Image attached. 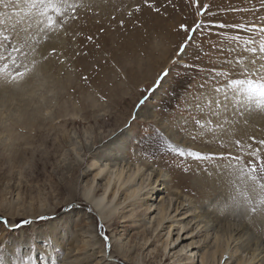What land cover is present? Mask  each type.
Wrapping results in <instances>:
<instances>
[{"label": "rangeland", "instance_id": "374dc122", "mask_svg": "<svg viewBox=\"0 0 264 264\" xmlns=\"http://www.w3.org/2000/svg\"><path fill=\"white\" fill-rule=\"evenodd\" d=\"M69 3L75 19L46 30L31 0H0V52L16 61L0 59V264H264V225L224 177L252 159L249 145L264 153L252 139L264 140V109L244 104L229 87L243 74L228 73L252 58L264 64L248 51L262 38L253 25L264 27V0ZM197 23L194 34L179 29ZM186 35L194 39L181 64L191 67L173 63ZM122 169L105 204L114 183L137 175L103 218L83 194L102 197Z\"/></svg>", "mask_w": 264, "mask_h": 264}, {"label": "snow or ice", "instance_id": "6c2138e0", "mask_svg": "<svg viewBox=\"0 0 264 264\" xmlns=\"http://www.w3.org/2000/svg\"><path fill=\"white\" fill-rule=\"evenodd\" d=\"M145 5L152 6L154 5L149 3V0H144ZM31 6L38 10V13L41 17L46 18L44 23L46 24V30H54L58 23L61 24L63 27L64 17L68 16L70 13L72 14L73 19H75V8L77 7L74 4H70L69 0H31ZM264 7V4L261 5ZM137 11L140 10L139 6H137ZM199 10V8H198ZM159 12V8L156 9ZM211 11V6L208 4L203 5V13L207 14ZM121 26H123V21H121ZM221 27H225V25H221ZM203 28V24L197 23L195 27H190L185 24H181L179 29L184 33H195L196 31ZM253 30L259 32L261 35L260 43L257 47H250L248 51L252 52L253 54L259 52L260 54H264V27H258L253 25ZM5 40H8V37H4ZM91 40V37H88ZM194 39L193 35H186L185 41L180 43L178 46V50L176 53V57L173 60V63L178 66L183 67H191L188 62H184L183 65L181 62L183 61L184 56H186L187 49L191 46L192 41ZM234 40H238L239 37H233ZM255 41L250 39L245 42L246 45H252ZM13 52L19 51L18 48L13 47ZM55 51V49H53ZM0 59L4 61L12 60L13 64H16L15 59L8 53L7 49L3 52H0ZM259 62L256 61L254 58L250 59L248 64L244 67L239 69H233L229 67L228 73H234L236 71H240L243 74V78L237 79H230L229 87L233 88L234 91L237 92V95L242 98V102L249 107L255 106L258 109H264V64H257ZM19 68V65H17ZM170 69L164 70L160 76L157 77V86L162 81L163 78L167 77L170 73ZM15 75H19L21 77L25 76V72L17 71ZM226 75L225 72H217L216 76L221 77ZM201 88H204V85H201ZM214 91L216 93H221L224 91L223 86L215 87ZM227 98V95L225 94ZM143 103V101H141ZM216 103L223 105V101H217ZM197 124L200 123L199 120L196 121ZM255 143L258 145L264 146V140L256 141V138H252ZM237 145L240 146V141H237ZM247 155L250 156L252 159L245 162L239 172V177L241 181L246 185V191L250 194L246 196L245 199L247 201V207H244V211H250L253 214L259 215V220H257L256 216L253 217V223H260L264 225V153L261 152L260 147L252 148L251 145L248 146ZM189 155H194L197 160H204L208 159L209 157L202 155L200 152L189 153ZM222 159L227 160H241L242 156H232L228 155L226 157H221ZM258 201L257 204L254 202ZM227 203V201H225ZM237 207H240L237 205ZM218 214V213H217ZM44 219V217H41ZM101 231L98 235L101 237L102 242L105 245H108L109 237L102 232L103 225H98ZM31 258H26L23 261V264H30Z\"/></svg>", "mask_w": 264, "mask_h": 264}, {"label": "bare ground", "instance_id": "6f19581e", "mask_svg": "<svg viewBox=\"0 0 264 264\" xmlns=\"http://www.w3.org/2000/svg\"><path fill=\"white\" fill-rule=\"evenodd\" d=\"M237 133V132H236ZM235 134V133H234ZM232 138V137H231ZM222 140V139H221ZM247 161V159L245 158L244 159V163ZM114 167V169H115V166H113ZM234 167V166H233ZM108 168V167H107ZM106 168V169H107ZM105 169V170H106ZM110 169V168H109ZM101 170V172H102V170L103 169H100ZM108 171H110V170H108ZM107 171V173L109 174V172ZM120 171V170H119ZM100 172V171H99ZM139 172V171H138ZM101 173H99V174H97V176H99ZM117 174V175H116ZM114 176H115V178L113 179V175L111 176V177H109L110 179H109V181H108V185H107V190H105V192H104V194H103V196L102 197H98V190L97 189H94L93 187H91V188H88V189H86L85 190V192H84V194H83V202H84V205L85 206H89V208H92L96 213H98V215L99 216H101V217H103V216H105V211L108 209V203H110L111 201H108V203H106L105 204V202H106V200H108V197H107V195H108V191L110 190V188H111V185H112V183H113V181H115L116 179H117V182H119V181H121V182H123L124 181V171H123V169L119 172V173H116ZM136 175H137V172H135L134 173V175L133 176H131V177H129V180L128 179H126L125 178V182L123 183V185L122 186H118L117 185V182L116 183H114V185H113V189L112 190H116L115 192H113L112 193V196H113V198H112V202H114L115 201V199H116V197H117V195L121 192V190L123 189V186H125L126 184H129V183H131V181L133 180V178L134 177H136ZM97 176L95 177V179L97 178ZM224 177H226L227 179H229V180H231V186L233 187V189H234V192H235V194H236V196L239 198V201L240 202H242V203H246L247 204V201H246V199H245V197H244V193H246V195H250L247 191H246V185L241 181V179H240V177H239V172L236 170V171H232V172H228V173H226L225 175H224ZM223 177V178H224ZM226 178H225V180H226ZM126 180H128V181H126ZM204 182V181H203ZM128 186V185H127ZM202 186V185H201ZM126 187V186H125ZM230 189V188H229ZM228 189V190H229ZM124 191V190H123ZM154 190H152V192H153ZM151 192V191H150ZM149 192V193H150ZM133 194H134V192H133ZM137 194V193H136ZM154 194V193H153ZM132 196H134V195H132ZM136 196V195H135ZM150 196V195H149ZM234 197V196H233ZM110 199V198H109ZM231 199H232V196H231ZM237 200V199H236ZM112 202H111V204H112ZM258 202V201H257ZM257 202L255 201V203L257 204ZM69 204V203H68ZM246 204H245V206H246ZM66 206V205H65ZM115 206H117V205H115ZM243 206V205H242ZM241 206V207H242ZM244 206V207H245ZM259 206V205H258ZM5 207H7V206H5ZM259 207H261V206H259ZM9 208H13L12 206H9ZM118 208V207H117ZM115 209H116V207H115ZM114 208L113 209H111V214H113V211H116ZM10 210V209H9ZM56 212H52V211H46V212H41L40 214L41 215H43V214H47V215H49V216H51V215H54ZM109 213V214H110ZM4 214H8V216H11V217H15V218H11L12 220H16V219H18V218H21L22 217V215H17V214H15V213H13L12 211H8V212H6V213H4ZM247 214L249 215V214H252L250 211H248L247 212ZM104 218V217H103ZM164 218H165V216H164ZM15 221H13L12 222V225H14L15 223H14ZM112 226H115V223L112 225ZM93 243V246L94 245H99V240L98 241H96V239L93 237L91 240H90V242L89 243ZM115 245V244H114ZM116 246V245H115ZM101 247V251H99V253H101V254H103L104 256H106V254H107V251L105 250V246L103 247V244L100 246ZM114 248H116V250H117V247H114ZM167 248V247H166ZM258 250H260V249H258ZM124 250H123V248H119L118 249V251H116L115 253L118 255V256H121V257H123V258H128L129 256H127V253L125 254L124 252H123ZM226 252V251H225ZM225 252L223 253V255L225 254ZM264 252V251H263ZM227 253V252H226ZM110 254V253H109ZM257 254H259V253H257ZM260 255V254H259ZM261 255H264V254H261ZM95 255L94 254H92L91 256H89L90 258L91 257H94ZM103 256V257H104ZM258 256H256V258H257ZM224 258V257H223ZM259 258L260 259H262L260 256H259ZM259 262H261V261H259ZM263 262V261H262ZM242 263V262H241Z\"/></svg>", "mask_w": 264, "mask_h": 264}]
</instances>
